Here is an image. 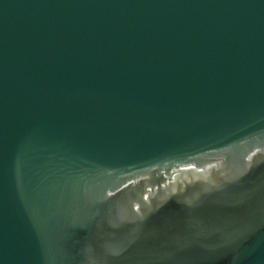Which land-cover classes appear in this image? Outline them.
Wrapping results in <instances>:
<instances>
[{
    "label": "water",
    "instance_id": "obj_1",
    "mask_svg": "<svg viewBox=\"0 0 264 264\" xmlns=\"http://www.w3.org/2000/svg\"><path fill=\"white\" fill-rule=\"evenodd\" d=\"M0 264H264V0H0Z\"/></svg>",
    "mask_w": 264,
    "mask_h": 264
}]
</instances>
